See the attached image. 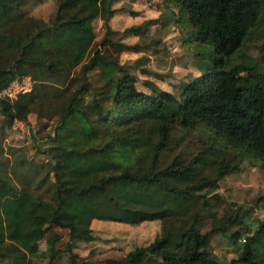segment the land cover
Masks as SVG:
<instances>
[{
	"label": "trees",
	"instance_id": "trees-1",
	"mask_svg": "<svg viewBox=\"0 0 264 264\" xmlns=\"http://www.w3.org/2000/svg\"><path fill=\"white\" fill-rule=\"evenodd\" d=\"M35 1L0 0V90L16 78L31 81L15 97L0 95V113L6 125L32 111L58 113L59 120L48 146L40 148L46 162L0 156V260L27 264L47 226L55 225L68 230L65 250L80 264L75 243L94 240L96 219L161 222L151 241L125 250L116 264H225L209 249L215 233L238 245L229 264H264V220L251 226L250 208L238 207L218 229L196 230L213 196L205 188L236 169L233 152L264 169V72L245 63L242 50L264 0L179 1L192 28L189 39L206 58L203 72L179 95L152 85L141 90L109 47L97 48L93 20L102 18L107 27L115 0H56L49 24L41 27L26 9ZM102 42L115 50L123 45L107 34ZM95 69L107 94L92 88L88 75ZM72 118L81 134L64 133ZM191 128L205 139L188 152L183 138ZM174 146L178 151L165 163Z\"/></svg>",
	"mask_w": 264,
	"mask_h": 264
},
{
	"label": "rangeland",
	"instance_id": "rangeland-1",
	"mask_svg": "<svg viewBox=\"0 0 264 264\" xmlns=\"http://www.w3.org/2000/svg\"><path fill=\"white\" fill-rule=\"evenodd\" d=\"M179 1L115 0L111 4L114 12L108 18L107 27L102 18L93 20L97 48L104 52V48L109 47L119 62L134 75L141 90L149 91L152 85L179 95L185 82L203 72L206 58L196 53L195 43L189 39L192 28L184 22ZM26 9L32 24L41 27L49 24L56 9V0L35 1L29 3ZM132 25L141 27L136 32L125 33V29ZM106 34L112 40H120L123 45L115 50L108 43H103ZM242 50L244 62L255 64L264 72V13L252 38L244 43ZM97 74L96 69L89 72L92 88L100 95L107 94L110 90ZM13 81L9 88L4 89H7L10 97H15L20 88L31 87L29 76ZM241 82L248 84L244 77ZM75 87L76 84L71 85L70 90ZM108 102L109 98L104 105ZM58 120V113L32 111L26 120H15L11 125H6L5 117L0 113V156L11 160L15 154L33 162H46V153L40 148L48 146L47 140L54 135ZM82 131L76 118H72L70 129L64 133L81 134ZM187 131L183 138V145L188 146L187 151L200 149L205 139L203 132L198 128ZM176 134L178 138L179 131ZM178 149V146H174L167 150L164 162L167 163ZM231 156L235 171L219 179L216 186L205 188L206 195L213 196L199 213L196 224L198 232L222 227L227 218L234 216L238 207L250 208L247 220L251 226L264 220V169L256 160L241 152H233ZM91 227L94 240L75 243L80 264H116L125 250L151 241L159 233L161 222L130 226L94 219ZM236 228L233 226L231 230ZM68 241L67 229L48 225L37 250L29 255L27 264H72L69 252L65 250ZM237 246L226 234L215 233L210 239L209 249L223 263L229 264L231 258L237 257ZM0 264H9V261L0 260Z\"/></svg>",
	"mask_w": 264,
	"mask_h": 264
},
{
	"label": "built area",
	"instance_id": "built-area-1",
	"mask_svg": "<svg viewBox=\"0 0 264 264\" xmlns=\"http://www.w3.org/2000/svg\"><path fill=\"white\" fill-rule=\"evenodd\" d=\"M14 81L12 80L5 88H9L10 86H11V83H13ZM5 88H3V89H1L0 90V95H8V96H11L10 94H8L7 92H6V90H4ZM30 88H28V89H25V88H20V90L18 91V92H20V91H27V90H29ZM5 91V92H4ZM17 92V93H18Z\"/></svg>",
	"mask_w": 264,
	"mask_h": 264
}]
</instances>
